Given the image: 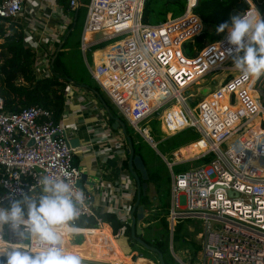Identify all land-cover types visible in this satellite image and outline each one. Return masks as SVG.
Returning <instances> with one entry per match:
<instances>
[{"label": "built area", "instance_id": "obj_1", "mask_svg": "<svg viewBox=\"0 0 264 264\" xmlns=\"http://www.w3.org/2000/svg\"><path fill=\"white\" fill-rule=\"evenodd\" d=\"M142 1L88 0L80 31V49L90 54L91 66L86 64L88 75L133 132L149 145L154 142L142 122L152 114L161 120L167 132L189 128L199 135L196 144L204 147L202 152L177 159L175 150L171 162L166 161L170 171L168 224L173 226L175 220L188 218L198 220L201 225L198 255L195 260L181 264H264V107L262 92L255 86L258 79L237 83L238 72L227 79L224 76L190 108L187 101L191 94H185L188 87L203 79L210 84L217 70L233 69V65L226 64L231 59L226 52L227 33H221L218 40L207 43L192 57L186 56L181 51L183 43L191 41L203 27L199 16L192 12L196 0H186L180 16L156 24L140 22ZM33 2L0 0V23L13 22L23 9L29 12ZM245 2L247 7L239 13L251 9L259 13L252 2ZM77 6V0L68 1L69 9ZM61 17L57 30H52L54 34L61 33L68 20L63 13ZM106 28L111 32L96 43L115 36L125 37L105 47L102 56L94 60V53L102 49L92 50L90 47L96 43L85 40L84 35ZM45 39L31 38L26 42L23 39L33 48L34 67L42 75L48 74L49 55L45 58L40 47ZM50 39L55 41V37ZM137 75L146 78L148 89L135 88L139 80L133 77ZM110 86L124 93L121 99L124 107L107 90ZM70 94L66 92L63 111L71 102ZM84 94H78L75 100ZM89 95L86 92L87 104L80 105L79 110L96 104ZM145 96H151L154 102L149 103ZM102 117L103 114L96 121V130L90 128L92 135L87 146L95 148L101 163L115 157L118 160L115 169L121 171L119 161L126 154L125 138ZM66 130L62 122L53 120L49 110L38 105L5 112L0 97V206L35 191L43 175L63 178L85 194L79 217H91L95 227L81 229L101 228L100 210L117 218L119 226L114 233L108 229V233L99 230L97 234L99 244L109 252L110 240L120 237L125 226L130 225L134 181L125 172L112 178L110 168L103 166L96 170L95 194L100 200L96 212L93 193L75 185L80 177L72 164L77 148L68 145L70 137ZM210 154L205 163L172 172V165ZM4 233L10 248L34 252L7 228ZM132 262L135 264L129 257V263L125 264Z\"/></svg>", "mask_w": 264, "mask_h": 264}, {"label": "trees", "instance_id": "obj_2", "mask_svg": "<svg viewBox=\"0 0 264 264\" xmlns=\"http://www.w3.org/2000/svg\"><path fill=\"white\" fill-rule=\"evenodd\" d=\"M68 1L57 0L61 12L68 16V20L57 40L53 42V50L48 56L47 75L40 74L34 67V50L23 41V25L17 22L7 24L4 20L0 23V97L3 100V110L5 112H17L28 106L38 105L49 110L53 120L57 122L64 107V98L68 86L71 85L91 93L97 102V96H100L108 107L110 115L118 117L124 123L125 133L132 144L133 153L140 156L147 173L146 182L152 184L155 195V198L153 196L150 198L145 193V195L139 197L138 204L143 206L145 215L140 222V232L136 236L147 245L154 247L156 252L143 248L135 241L130 233V225L125 226V230L117 238V242L121 245L125 255L136 251L140 255V258L147 260L151 264H159L157 256V253H159L164 264H179L174 260L169 251V238L171 239V247L174 252L181 249L182 245L188 244L187 237L190 233L187 229L189 226H186V222H190V220L184 218L175 220L171 235L169 234L170 230L167 219L169 209V184L167 187H163L160 182L161 175L166 170V165L161 160L154 165L151 161L144 158L141 149L143 147L150 149L148 144L126 124L125 120L117 113L113 104L106 98L97 84L90 79L89 75L86 74V76L74 79L72 72L66 65V59L70 57L66 50L67 36L70 34H79L81 26H76V18L80 10V5L78 4L75 9H69ZM77 1L80 3L81 0ZM250 1L261 17L264 18V0ZM185 4L186 0H143L140 22L143 24L162 22L165 20L167 12L173 14L179 13L181 15L185 9ZM246 7L247 4L244 0H196L192 12L199 16L203 27L197 36L191 41L189 40L183 43V46L187 44L188 49L191 47L199 51L207 43L218 40L221 36V33L217 32L218 26L230 19L231 12H241ZM249 12L256 15L253 9ZM105 32L109 34L111 31H109V28H106ZM88 37L86 35V40ZM77 46L79 47V43ZM106 50L104 48L100 51L104 53ZM100 51L95 52L94 55ZM255 85L262 92L261 101L264 107V75L257 80ZM145 98L149 103L154 102L151 96H145ZM104 116L110 124L112 119L105 113ZM142 125L148 127L153 139H157L162 133L166 135L162 143L166 141L165 148L169 149L167 152L177 151L187 145H189L190 150L197 147L196 140L199 138V135L196 131L185 128L174 133L167 132L164 130L161 120L155 114L148 116L142 122ZM160 153L164 154L161 151ZM210 157L211 154L197 160L196 164L205 163ZM75 158L76 156L73 155V165H75ZM177 167H179V170H182L186 166ZM120 168L121 171L128 174L127 154L121 159ZM134 200L135 195L131 199V204H133ZM153 200L156 202L153 203ZM98 214L102 222V229H110L114 233L119 226L117 218L112 213L106 211L99 212ZM74 224L79 229L95 227V223L91 217H79ZM92 231L81 229L78 233L89 234ZM196 251L197 247L194 248L193 252L191 251L192 258H194Z\"/></svg>", "mask_w": 264, "mask_h": 264}, {"label": "clouds", "instance_id": "obj_3", "mask_svg": "<svg viewBox=\"0 0 264 264\" xmlns=\"http://www.w3.org/2000/svg\"><path fill=\"white\" fill-rule=\"evenodd\" d=\"M225 31L226 52L239 73L237 83L259 79L264 75V18L259 13H236L218 26V33ZM38 183V193H23L0 206V233L7 228L38 251L0 248V264H83L78 255L64 250L62 236L81 231L74 221L84 205V192L60 177L43 175Z\"/></svg>", "mask_w": 264, "mask_h": 264}, {"label": "crops", "instance_id": "obj_4", "mask_svg": "<svg viewBox=\"0 0 264 264\" xmlns=\"http://www.w3.org/2000/svg\"><path fill=\"white\" fill-rule=\"evenodd\" d=\"M87 1L88 0H81L80 3H78V4L80 6H81V4H83L85 6L87 4ZM244 1H247V0H244ZM248 1H250V0H248ZM32 6H34V7H32ZM32 6L30 7L29 12H26L23 9L22 14L16 20L13 21V22H17V23L23 25V39H24V41L26 42L27 40H29L31 38L35 39V40H40L42 37H43V39L46 38V36L55 37V41H56L60 33L54 34L52 32V30H51V32L48 33V25L52 22L54 25H58V23L60 22V20H58V17L62 15V12L60 10L59 5L57 4V0H35V2L32 3ZM236 13H239V12H231V16L233 14H236ZM49 28H51V25L49 26ZM105 30L106 29L90 34L88 39L90 40L91 43H96L103 36L108 34L105 32ZM47 39H50V38L47 37ZM84 39L86 40V35H84ZM53 42H52V45H54ZM91 49L96 50L95 48H91ZM100 56H102V51H100L94 55V58H95L94 60H96V58H98ZM133 78L136 79L135 76ZM137 79L140 81L139 77ZM71 87H73V86L70 85V86H68V89H67V93H71L70 94L71 102L69 103V105L67 107H65L64 111L62 110V113L64 112L65 115L64 116L60 115L61 117H59L58 122L60 121V122H62V124L64 126H66L67 136H69L70 138H77L78 139L79 145L77 147H75V148H77V150L73 154L76 156L75 165H73V166L80 172V174L81 173L85 174L86 178L81 182L80 187L93 193L94 203H95L94 209L97 212V211H99L100 200L97 196V193L95 194L96 170H98L99 168H101L103 166L110 168V175L112 176V178L114 176H117L116 174H124V172L118 171L115 169V164L118 161L117 159H115V157H112V158L106 160V162L101 163L95 155V153H96L95 148L90 149L87 146V143L89 141L88 139L92 135L90 133V128H92L93 130L97 129L96 128V121L98 120V118L100 117L101 114H103V117L106 120V117L104 116L105 111L100 106V103H99V106L101 108L98 107L99 109L92 110V109L87 108V107L92 108V105L97 107L96 104L92 103V104H88L87 107H85L86 109L83 108L82 110H79L80 105L86 106V104H87L86 100H85V97H86L85 92H87V91H85L83 89H79V88H76V90H73V89H71ZM107 90L111 92V95L115 98V100L122 107L121 99L124 97V93H119L117 90L112 89L111 86L107 87ZM83 91H85L84 92L85 96L81 97L80 99L75 100V97L78 94L83 93ZM89 96L91 98V101H93L95 103L96 101H95L94 97L92 96V94ZM86 110H88L90 112H87ZM99 112H100V114H98ZM106 122H107V120H106ZM72 126H74V127H72ZM109 126H110V124H109ZM118 130H119V128H118ZM187 146H189V145H187ZM187 146L185 148H187ZM191 151L192 152L196 151V147L191 149ZM120 163H121V160L119 161V164ZM134 184H135V182H134ZM149 185H150V183L147 184L146 194H147ZM35 191L38 193L39 189L37 188ZM99 212H102V210H100ZM144 214H145V210H144ZM184 219H188V218H184ZM188 220L192 221L193 219H188ZM194 221H198V220H194ZM198 224H200V222ZM188 228L191 230L190 226ZM99 230H102V232H104V233H106V232L108 233V229L104 230L101 227V228H98V230H93L89 234H85V235H89L90 237L94 238V239L92 238V240H90L89 243L94 242L95 239L98 238L97 234H99L98 233ZM171 230H172V227H171ZM200 230H201V228H200ZM94 234H96V235H94ZM70 235L71 234L66 233L62 236V238L63 239L70 238L69 237ZM0 237H1V234H0ZM98 240H99V238H98ZM4 242L5 241L2 240V241H0V244H2ZM110 242H111L112 246H111V249L109 251L112 252V249H113L112 253H107L106 251H104L102 249L103 247L99 244V241L96 243L95 248H98L97 252H98V254L100 253V255L97 254V258L104 259L109 264V263H112L113 258L123 256V257H127L128 259L130 257L132 260H135V264H151L147 260L140 258L139 257L140 255L136 251H132V252L128 253L127 255H125L124 250L122 249L121 245L118 244V242H117V238L111 239ZM82 243L83 242L81 240L80 243H73L72 246H79ZM168 248H169V243H168ZM199 248H200V237L198 234V249L195 252L194 258H192L193 260H195L196 256L198 255L197 253H199ZM81 249H82V247H81ZM180 250L181 249H178L175 252L178 253V252H180ZM87 251H90L92 253L91 255H94V253H95L94 247H88ZM87 251H84L83 249L81 251L80 248L74 247V249L72 250L71 253L76 254L79 257H82V255L87 256V254H86ZM169 251L172 255L173 254L172 253V247L169 249ZM188 260L190 261V259H188ZM188 260H185L183 258L182 259L177 258V260H175V261H177L179 264H181V263L187 262Z\"/></svg>", "mask_w": 264, "mask_h": 264}, {"label": "rangeland", "instance_id": "obj_5", "mask_svg": "<svg viewBox=\"0 0 264 264\" xmlns=\"http://www.w3.org/2000/svg\"><path fill=\"white\" fill-rule=\"evenodd\" d=\"M84 9H85V6L83 4H81L80 10H79L77 18H76V26H78V27L80 25H82V23H83L84 14H85ZM177 16H180L179 13L173 14V13L167 12L165 15V19H167L168 17L174 18ZM58 20H62V17L59 16ZM50 25H51V28H49ZM54 29L57 30V27L52 22L48 25V33ZM80 31H81V26H80ZM80 31H79V34L68 35L67 39H66V50L68 51V53L70 55V57L68 59H66V62H67L66 65L69 67L70 71L72 72L74 79L81 77V76H86V74L88 75V69H87L86 64L91 66L89 51H85L84 53H82V51L80 49ZM109 31H111L110 28H109ZM47 37H49V36H46V39H45L46 41L44 43L41 42V44H40V47L43 49V55L45 56V58H47V55H49L50 52L53 50L52 41H51V39H47ZM124 37H125V35L111 37L107 40L101 41V42L91 46L90 48L103 49V48L107 47L109 44L116 42V41H118ZM49 38H51V37H49ZM77 41L79 43V47L77 46L78 45ZM181 51L184 55L192 57L197 52V49L196 48L193 49L191 47L188 49L187 44L186 45L184 44V46H182ZM85 61H86V63H85ZM226 64L228 66L233 65L232 58ZM38 72H40V71H38ZM236 73H237V71H235L234 69H232V70L229 69V70H224V71L223 70L222 71L217 70L215 72V76H213L214 80L212 81V83H210V84L207 83L208 79L197 80L190 87H188V89L185 92V94H187V93L191 94V97L187 101V105L190 108H193L195 106V104L201 99V97H203L211 89H213L214 85H216L221 78H223L224 76H234ZM138 77H139L140 81H138V84L135 86V88L137 89L138 87L141 86V88H144V89L147 88L148 89V85L146 84V78L144 76H139V75L137 77L135 76L136 79ZM76 88L77 87H74V88L71 87V89H73V90H76ZM84 92L85 91H83V93ZM95 101H96V105L99 106V103L97 102V100H95ZM121 105L124 106L125 104H122V102H121ZM99 108H101V107L99 106ZM113 110L115 111L114 108H113ZM148 132H149V130H148ZM149 136L152 138L150 133H149ZM164 138H166V135L164 133L160 134L157 137V139L152 138L157 151L152 149L147 142L146 143L148 144L150 149H148L147 147H143V149H141L144 158L151 161L152 164H154V165H156V162H158L159 160H161L163 162L160 155L158 154V152L160 153V151L162 153H164V154H161V153L160 154L163 156L165 161L171 162V160L173 158L172 152H174L175 150L172 152H167V151H169V149L165 148L166 141H164L162 143V140H164ZM187 149L190 150V148L188 146H187ZM202 150L203 149L199 148V146L197 145L196 151H194L192 153L191 157H194L195 155L199 154L200 152H202ZM196 162H197V160H192V161H187V162L182 163V164L172 165V168H171L172 172H176L179 170V167H177V166H189V165L193 166V165H196ZM160 182L162 183L163 187H167L169 182H170V171H169V168L167 165H166V170L161 175ZM147 194L150 198L152 196L155 198L154 189H153L152 184L149 185ZM169 200H170V197H169ZM155 202L156 201L153 200V203H155ZM4 207H6V206H4ZM198 223H199L198 221H194V220H192L190 222H186V226L191 227V230L187 227V229L190 233L189 236L187 237L189 243L185 244L184 246L182 245V248H181L182 251L180 250V252H178V253H176L172 250L173 256L177 257L178 259H182V258L185 260H188V259L191 260L192 259V252H193L194 248L197 247V249H198V233L200 231V224H198ZM4 231H5V229L3 230L2 233H0L3 241H5V238H6ZM69 237L70 238H67V239L62 238L63 248L67 252L71 253L72 250L74 249V247L80 248L81 251H82V249L87 251L88 247H94V250H95L94 255L95 256L91 255L92 253L90 251H87V253H86L87 256L82 255V257H80L83 264H108V262L106 260L97 258L98 248H95L96 247L95 245L99 241L98 238H96L94 242L89 243V241L92 240V238H93V237H90L89 235L81 236V235L72 234ZM2 240L0 239V241H2ZM81 240L83 242L82 244H80L79 246H72L73 243H80ZM81 247H82V249H81ZM112 252H113V249H112ZM112 252L109 251L107 253H112ZM98 255H100V253Z\"/></svg>", "mask_w": 264, "mask_h": 264}, {"label": "water", "instance_id": "obj_6", "mask_svg": "<svg viewBox=\"0 0 264 264\" xmlns=\"http://www.w3.org/2000/svg\"><path fill=\"white\" fill-rule=\"evenodd\" d=\"M98 102L100 103V106L103 108L105 113L108 117L112 119V122L110 123V128L113 130H116L119 128L120 133L125 138L126 142V154H127V170L130 176L133 178L135 182V200L130 208V233L131 236L135 239L136 242H138L143 248L156 252V249L152 246L147 245L145 242H143L140 238L136 236L140 232V222L144 218V210L143 206L141 204H138V200L140 196L145 195L146 189H147V173L146 169L144 167V164L140 158L139 155L133 153L132 144L129 140V137L125 133V126L124 123L116 116H111L110 112L108 110V107L106 104L102 101L100 96H97ZM68 145L70 147H77L79 145L77 138H70L68 139ZM150 147L157 151L155 148V144H151ZM163 162L166 164L165 159L163 156L158 152ZM167 165V164H166ZM86 178L84 173L80 174L79 179L76 181L75 185L77 187L81 186V182ZM171 227L169 225L170 229V235H171ZM171 248V239L169 238V249ZM159 264H164L162 257L159 253H157ZM175 260L177 258L173 256Z\"/></svg>", "mask_w": 264, "mask_h": 264}, {"label": "bare ground", "instance_id": "obj_7", "mask_svg": "<svg viewBox=\"0 0 264 264\" xmlns=\"http://www.w3.org/2000/svg\"><path fill=\"white\" fill-rule=\"evenodd\" d=\"M197 145L199 146V148L204 149V147L201 144H197ZM192 153H193L192 151H190L184 147V148H181V149H178L177 151H175L174 154H175V157L177 159H186V158H191ZM0 248H10V247L8 245H6V242H4V243L0 244ZM33 251L36 252V251H38V249L33 247ZM125 263H129V259L127 257L122 256V257L113 258L112 263H109V264H125ZM132 264H133V262H132Z\"/></svg>", "mask_w": 264, "mask_h": 264}]
</instances>
